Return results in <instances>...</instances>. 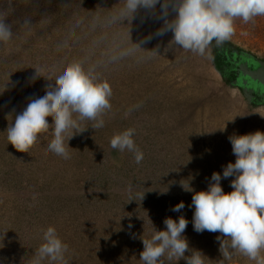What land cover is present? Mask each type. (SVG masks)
Here are the masks:
<instances>
[{
	"label": "rangeland",
	"instance_id": "rangeland-1",
	"mask_svg": "<svg viewBox=\"0 0 264 264\" xmlns=\"http://www.w3.org/2000/svg\"><path fill=\"white\" fill-rule=\"evenodd\" d=\"M123 2L13 0L15 12L8 22L15 35L0 45V264H28L49 226L68 245V264H142L141 238H150L153 227L166 230L164 219L181 215L189 221L183 235L190 249L201 251L207 264L222 259L219 233L194 231L193 193L184 191L181 182L195 191L207 190L212 173L222 175L235 162L229 136L264 132V105L249 102L225 77L232 67L222 76L216 63V55L227 56L228 47L264 62V16L254 24L237 19L235 34L212 49L211 59L170 48L173 34L168 32L142 45L146 50L159 46L162 56L141 59L147 54L137 52L101 65L98 71L113 90L112 110L104 116L103 128L82 122L88 128L69 141L70 159L48 150L51 129L40 134L29 153L8 144L6 130L15 115L29 99L43 96L46 84H54L44 77L31 82L36 68L45 69L41 75L47 76L48 69L55 68L58 75L73 60L88 67L104 60L110 49L129 46L128 27L133 43L161 28L163 21L145 19L144 10L131 24L105 27L103 18ZM25 16L33 21L30 32L16 24ZM65 41L67 47H58ZM128 128L136 130L134 140L144 154L140 164L132 153L110 147L112 136ZM232 179L221 180L226 193L233 190ZM129 185L133 193L144 192L141 201L128 202ZM181 201L185 208L173 212ZM226 264L254 262L237 255Z\"/></svg>",
	"mask_w": 264,
	"mask_h": 264
},
{
	"label": "clouds",
	"instance_id": "clouds-1",
	"mask_svg": "<svg viewBox=\"0 0 264 264\" xmlns=\"http://www.w3.org/2000/svg\"><path fill=\"white\" fill-rule=\"evenodd\" d=\"M140 10L147 14L145 19L153 17L163 21V24L139 43L131 41L128 27L129 46L110 49L104 53L102 61L85 67V61L73 60L58 75L55 68L48 69L47 76L41 75L45 69H35V74L29 78L31 82L44 77L49 82L54 81V84H46L45 94L29 99L23 111L15 115L6 130L8 144L18 152L29 153L40 134L51 129L53 138L47 145L48 150L70 159L73 149L69 147V141L88 128L82 126V122L92 121L91 128L94 130L103 128L104 116L112 110L113 90L98 71L101 65L116 63L137 52L147 54L141 59L162 56L159 46L146 50L142 45L168 32L173 34L170 48H181L186 53L211 59L212 49L223 47L235 34L237 19L245 24H254L255 18L264 16V0H124L122 7L103 18L104 26H123L124 21L131 24ZM14 12L13 0L0 3V45L9 44L15 35L13 23L8 22V17ZM16 24L19 29L30 32L33 21L30 16H25L16 20ZM58 47H67V41ZM131 111L129 109L125 116ZM49 117L52 118L51 124ZM135 132L134 128H128L114 134L110 147L122 153H132L135 163L140 164L144 154L134 140ZM228 139L235 162H229L222 175L213 172L207 190L195 191L189 182H181L184 191L193 193L189 205L194 207L193 229L197 233H219L216 240L222 259L216 264H226L237 255L254 264H264V132L257 130L244 135H231ZM229 177H234L230 185L233 190L226 193L221 180ZM127 193L128 202L137 197L141 201L144 197V192L133 193L132 185L128 186ZM184 208L185 204L181 201L171 210L181 212ZM163 223L166 230L153 227L150 238H141L142 264H166V261L173 264L181 259L186 264H207L209 259L201 251L190 249L183 235L189 223L183 215L178 220L167 217ZM128 227L131 229L133 225ZM42 240L28 264H42L44 260L50 264H68V245L61 240L54 227L49 226L43 231ZM186 252L191 254L186 256Z\"/></svg>",
	"mask_w": 264,
	"mask_h": 264
},
{
	"label": "water",
	"instance_id": "water-1",
	"mask_svg": "<svg viewBox=\"0 0 264 264\" xmlns=\"http://www.w3.org/2000/svg\"><path fill=\"white\" fill-rule=\"evenodd\" d=\"M226 49L227 55L231 58L235 57L237 62L240 59L252 62V68L248 66V62L234 65L236 66L235 75L237 80L232 82L231 85L241 89L249 102L255 100L257 105H264V62L246 55L236 48L228 47ZM218 71L222 76L226 75L227 79L228 74H225L223 70L218 69Z\"/></svg>",
	"mask_w": 264,
	"mask_h": 264
},
{
	"label": "flooded vegetation",
	"instance_id": "flooded-vegetation-1",
	"mask_svg": "<svg viewBox=\"0 0 264 264\" xmlns=\"http://www.w3.org/2000/svg\"><path fill=\"white\" fill-rule=\"evenodd\" d=\"M216 63H217V65H218V67L221 69V70H223V71H225V68L227 69V68H229L230 66H228L227 65V63H228V61H225L226 59V57L224 56V55H221V54H218V55H216ZM226 72V71H225ZM230 75V76H229ZM228 75V80L229 81H231V82H234V81H236L237 80V78H235L234 77V75L232 74V73H230Z\"/></svg>",
	"mask_w": 264,
	"mask_h": 264
},
{
	"label": "trees",
	"instance_id": "trees-1",
	"mask_svg": "<svg viewBox=\"0 0 264 264\" xmlns=\"http://www.w3.org/2000/svg\"><path fill=\"white\" fill-rule=\"evenodd\" d=\"M225 57H226V58H225V59H226L225 61H228L227 65L230 66V67H232V69H233L232 72H230V73H233L234 77L237 78V76L235 75V68H236V66H234V65H235V64H238V65H239V64H243V63L248 62V61H245L244 59H243V60L240 59L239 62H237L235 57H232V58H231V57L228 56V55L225 56ZM248 66H250V67L252 68V62L249 61V62H248ZM217 67H218V66H217ZM218 69H220V68L218 67ZM220 70H221V69H220ZM253 70H254V69H253ZM229 76H230V75H229ZM261 92H262V90H261ZM263 93H264V91H263Z\"/></svg>",
	"mask_w": 264,
	"mask_h": 264
}]
</instances>
